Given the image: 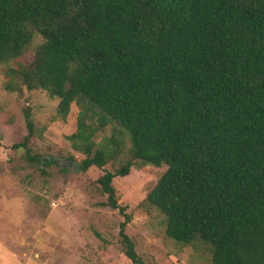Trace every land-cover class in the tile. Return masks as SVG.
Wrapping results in <instances>:
<instances>
[{
	"label": "trees",
	"instance_id": "1",
	"mask_svg": "<svg viewBox=\"0 0 264 264\" xmlns=\"http://www.w3.org/2000/svg\"><path fill=\"white\" fill-rule=\"evenodd\" d=\"M0 63L5 89L47 91L62 119L77 105L66 138L82 171L124 155L97 183L133 264L146 263L112 180L139 163L166 165L146 201L167 237L208 243L213 264H264V0H0ZM22 113L14 146L57 163L32 150Z\"/></svg>",
	"mask_w": 264,
	"mask_h": 264
},
{
	"label": "rangeland",
	"instance_id": "2",
	"mask_svg": "<svg viewBox=\"0 0 264 264\" xmlns=\"http://www.w3.org/2000/svg\"><path fill=\"white\" fill-rule=\"evenodd\" d=\"M5 65L0 63V264H133L119 241L123 216L102 204L106 195L97 183L124 155L85 171L60 168L83 158L66 138L76 129L77 105L71 103L62 119L56 114L58 98L47 91L5 89ZM26 105L38 131L29 142L32 150L57 163L38 168L14 146L26 134ZM113 127L99 130L95 141L110 136ZM165 169L164 164L139 163L113 178L117 201L130 215L125 231L146 264H213L208 243L181 244L167 237L164 215L146 201Z\"/></svg>",
	"mask_w": 264,
	"mask_h": 264
},
{
	"label": "water",
	"instance_id": "3",
	"mask_svg": "<svg viewBox=\"0 0 264 264\" xmlns=\"http://www.w3.org/2000/svg\"><path fill=\"white\" fill-rule=\"evenodd\" d=\"M70 165L73 166V170H74L75 172H79V170H80V168H81L79 162H74V163L72 164V162H69V161H68V162H67V166H70Z\"/></svg>",
	"mask_w": 264,
	"mask_h": 264
}]
</instances>
